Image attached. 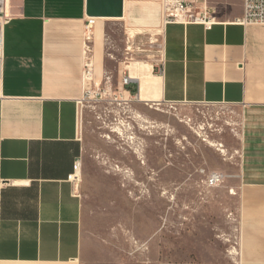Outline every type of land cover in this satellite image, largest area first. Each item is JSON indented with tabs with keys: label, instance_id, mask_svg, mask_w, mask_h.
Wrapping results in <instances>:
<instances>
[{
	"label": "crops",
	"instance_id": "obj_1",
	"mask_svg": "<svg viewBox=\"0 0 264 264\" xmlns=\"http://www.w3.org/2000/svg\"><path fill=\"white\" fill-rule=\"evenodd\" d=\"M87 0H6L0 72V264H264V24L240 26L241 0L197 4L215 18L164 23L160 0H123L121 18H94V77L103 74L112 25L124 46L161 32L146 71L122 87L142 104L226 105L241 113V247L221 262L121 260L90 239L80 192L82 48ZM131 34V35H130ZM129 56V53H126ZM116 69L124 65L113 56ZM136 63V62H134ZM162 68V72H161ZM100 76V78H101ZM136 76V77H135ZM81 162L80 180L68 176ZM84 188V184H82Z\"/></svg>",
	"mask_w": 264,
	"mask_h": 264
},
{
	"label": "rangeland",
	"instance_id": "obj_2",
	"mask_svg": "<svg viewBox=\"0 0 264 264\" xmlns=\"http://www.w3.org/2000/svg\"><path fill=\"white\" fill-rule=\"evenodd\" d=\"M111 30L103 74L97 70L80 101L88 237L122 261L232 259L247 204L239 177L240 109L142 104L124 96L125 73L149 68L138 61L158 57L161 32L144 30L124 46L122 28ZM213 173L222 179L209 186Z\"/></svg>",
	"mask_w": 264,
	"mask_h": 264
},
{
	"label": "built area",
	"instance_id": "obj_3",
	"mask_svg": "<svg viewBox=\"0 0 264 264\" xmlns=\"http://www.w3.org/2000/svg\"><path fill=\"white\" fill-rule=\"evenodd\" d=\"M242 1V16L235 19L233 22L236 25H263L264 24V0H241ZM162 19L166 23L176 24H200L205 29H210L215 23V18L208 13L205 8L199 11L197 4L206 5V0H160ZM6 0H0V72L3 61V28L8 21L5 13ZM94 18H88L86 26L84 27L83 48H82V85L87 92V83H90L94 77V67L91 60L90 41L93 33ZM162 72V68H161ZM132 82L129 76H124L122 79L123 86H128ZM81 162L77 160L74 163V171L68 176V181L71 184H78L80 180ZM222 177L217 174H211L207 183L209 186H214L221 182Z\"/></svg>",
	"mask_w": 264,
	"mask_h": 264
},
{
	"label": "water",
	"instance_id": "obj_4",
	"mask_svg": "<svg viewBox=\"0 0 264 264\" xmlns=\"http://www.w3.org/2000/svg\"><path fill=\"white\" fill-rule=\"evenodd\" d=\"M86 15L90 18H121L123 0H87Z\"/></svg>",
	"mask_w": 264,
	"mask_h": 264
},
{
	"label": "bare ground",
	"instance_id": "obj_5",
	"mask_svg": "<svg viewBox=\"0 0 264 264\" xmlns=\"http://www.w3.org/2000/svg\"><path fill=\"white\" fill-rule=\"evenodd\" d=\"M81 131V130H80Z\"/></svg>",
	"mask_w": 264,
	"mask_h": 264
}]
</instances>
